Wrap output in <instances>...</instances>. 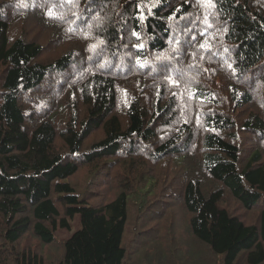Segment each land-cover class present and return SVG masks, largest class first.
<instances>
[{
  "label": "trees",
  "instance_id": "trees-1",
  "mask_svg": "<svg viewBox=\"0 0 264 264\" xmlns=\"http://www.w3.org/2000/svg\"><path fill=\"white\" fill-rule=\"evenodd\" d=\"M0 264H264V0H0Z\"/></svg>",
  "mask_w": 264,
  "mask_h": 264
},
{
  "label": "rangeland",
  "instance_id": "rangeland-1",
  "mask_svg": "<svg viewBox=\"0 0 264 264\" xmlns=\"http://www.w3.org/2000/svg\"><path fill=\"white\" fill-rule=\"evenodd\" d=\"M73 230H67V229H59L57 232V236L60 238H67L70 235H72Z\"/></svg>",
  "mask_w": 264,
  "mask_h": 264
},
{
  "label": "bare ground",
  "instance_id": "bare-ground-1",
  "mask_svg": "<svg viewBox=\"0 0 264 264\" xmlns=\"http://www.w3.org/2000/svg\"><path fill=\"white\" fill-rule=\"evenodd\" d=\"M183 8V7H182ZM98 128V127H97ZM91 129H93V128H91ZM99 130H100V128H98ZM96 130L97 129H94V131H95V133H97L96 132ZM94 131H93V133H94ZM91 132H92V130H91ZM89 135H91L92 136V134L90 133ZM89 135H88V133H87V136L89 137ZM96 136V135H95ZM88 137H86V138H88ZM92 137H94V136H92ZM105 147V146H104ZM102 154V153H101ZM110 155V154H109ZM101 156H103V155H101ZM105 157V156H104ZM107 157V156H106ZM111 157V156H110ZM101 159V158H100ZM109 159V158H108ZM104 161V160H103ZM112 161V160H111ZM102 162V161H101ZM115 165V164H114ZM111 166V165H110ZM110 168H112V166L110 167ZM117 171H118V168H117ZM116 173V172H115ZM119 173V172H118ZM120 175V174H119ZM116 177V176H115ZM117 179H118V176H117ZM116 180V179H115ZM117 182V181H116ZM19 253V252H18ZM12 256V255H11ZM21 256V255H20ZM56 256V255H55ZM17 258V257H16Z\"/></svg>",
  "mask_w": 264,
  "mask_h": 264
},
{
  "label": "snow or ice",
  "instance_id": "snow-or-ice-1",
  "mask_svg": "<svg viewBox=\"0 0 264 264\" xmlns=\"http://www.w3.org/2000/svg\"><path fill=\"white\" fill-rule=\"evenodd\" d=\"M209 2H211V0H209ZM49 14H50V15H52V13H51V12H50Z\"/></svg>",
  "mask_w": 264,
  "mask_h": 264
}]
</instances>
